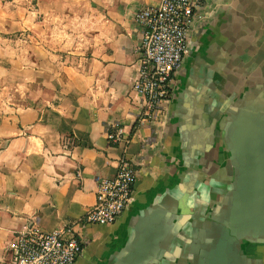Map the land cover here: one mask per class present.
<instances>
[{"label":"crops","instance_id":"0c3cea01","mask_svg":"<svg viewBox=\"0 0 264 264\" xmlns=\"http://www.w3.org/2000/svg\"><path fill=\"white\" fill-rule=\"evenodd\" d=\"M159 1L0 0V264L28 221H78L123 153L134 200L113 225L75 226V264H208L214 248L264 264V191H247L236 144L264 156V0H202L176 98L140 123L134 14Z\"/></svg>","mask_w":264,"mask_h":264},{"label":"built area","instance_id":"2783aa9c","mask_svg":"<svg viewBox=\"0 0 264 264\" xmlns=\"http://www.w3.org/2000/svg\"><path fill=\"white\" fill-rule=\"evenodd\" d=\"M202 8V0H160L156 6L135 12L140 40L133 89L140 96V123H156L163 111L166 114L164 106L176 98L192 52V33L203 17ZM106 136L110 145H117L123 140V129L112 124ZM137 165L121 154L115 176L97 179L95 204L78 221L53 232H44L28 221L9 247V264H75L84 249L75 226L83 230L117 223L134 200Z\"/></svg>","mask_w":264,"mask_h":264},{"label":"water","instance_id":"95a60500","mask_svg":"<svg viewBox=\"0 0 264 264\" xmlns=\"http://www.w3.org/2000/svg\"><path fill=\"white\" fill-rule=\"evenodd\" d=\"M238 143V144H237ZM237 159L241 164V178L249 187L253 184L259 185V190L264 191V156H262V141L251 142L238 140ZM231 240V239H230ZM220 242H216V245ZM214 248L208 264H234V254L229 256L230 248Z\"/></svg>","mask_w":264,"mask_h":264}]
</instances>
